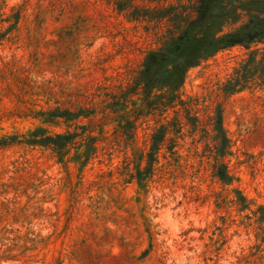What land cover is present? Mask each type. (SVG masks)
Wrapping results in <instances>:
<instances>
[{"label":"rangeland","instance_id":"rangeland-1","mask_svg":"<svg viewBox=\"0 0 264 264\" xmlns=\"http://www.w3.org/2000/svg\"><path fill=\"white\" fill-rule=\"evenodd\" d=\"M198 2L0 0V264H264V41L140 80Z\"/></svg>","mask_w":264,"mask_h":264},{"label":"trees","instance_id":"trees-1","mask_svg":"<svg viewBox=\"0 0 264 264\" xmlns=\"http://www.w3.org/2000/svg\"><path fill=\"white\" fill-rule=\"evenodd\" d=\"M238 9L246 12L247 21L235 30L221 32L224 18L237 19ZM257 41H264V0H199L196 18L188 22L170 47L149 55L140 80L147 91L156 85L179 86L187 69L205 57L226 47ZM156 63L159 66L157 73L151 74L150 69ZM216 122L220 125V113ZM60 139L63 136H46L42 141L32 139V142L61 146ZM159 140L157 138V143ZM223 167L219 175L221 179H227Z\"/></svg>","mask_w":264,"mask_h":264}]
</instances>
